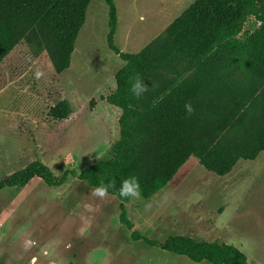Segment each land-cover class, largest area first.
Segmentation results:
<instances>
[{
    "label": "rangeland",
    "instance_id": "1",
    "mask_svg": "<svg viewBox=\"0 0 264 264\" xmlns=\"http://www.w3.org/2000/svg\"><path fill=\"white\" fill-rule=\"evenodd\" d=\"M194 1L115 0L114 43L121 51L139 52L163 36ZM257 27L251 19L245 29ZM108 33L107 3L91 0L68 70L56 74L47 51L24 40L0 65V176L36 159L56 175L79 173L108 154L119 137L120 111L107 96L124 66L108 46ZM198 68L180 57L146 85L161 88ZM244 68L232 63L219 78L208 111L213 123L240 124L256 107L257 85ZM62 98L73 112L59 124L48 111ZM147 111H140L137 125ZM92 189L69 174L60 187L37 179L25 188L1 190L0 264H211L132 240L131 230L120 221L118 198L96 197ZM126 208L134 228L151 238L183 234L218 240L243 251L247 264H264V151L254 160H239L225 176L188 157L168 186L149 197L141 194Z\"/></svg>",
    "mask_w": 264,
    "mask_h": 264
},
{
    "label": "trees",
    "instance_id": "2",
    "mask_svg": "<svg viewBox=\"0 0 264 264\" xmlns=\"http://www.w3.org/2000/svg\"><path fill=\"white\" fill-rule=\"evenodd\" d=\"M109 7V48L124 61L113 78L114 90L107 102L117 108L119 137L106 156L79 173L66 170L56 175L40 160H30L0 176V191L25 188L41 179L50 187L62 186L69 174L95 188L101 180L115 179L108 194L120 201V221L131 230V239L143 241L196 263L247 264L238 247L218 240L196 239L183 234L160 240L135 229L118 194L120 180L139 178L141 194L149 197L168 186L188 157L218 176L230 173L239 160H254L264 151V0H195L164 31L137 53L124 52L114 43L117 28L115 0ZM91 0H0V65L21 42L47 51L56 74L71 66L81 28ZM254 19L258 27L247 31ZM184 57L198 63L197 72L148 90L141 98L130 92L137 74L147 80ZM232 63L256 83L258 103L248 118L236 125H217L208 116L219 78ZM194 112L187 115L184 104ZM148 107L144 122L137 125L140 111ZM73 110L67 98L50 107L48 117L62 124ZM139 117V118H138ZM150 128L149 132L142 129Z\"/></svg>",
    "mask_w": 264,
    "mask_h": 264
},
{
    "label": "clouds",
    "instance_id": "3",
    "mask_svg": "<svg viewBox=\"0 0 264 264\" xmlns=\"http://www.w3.org/2000/svg\"><path fill=\"white\" fill-rule=\"evenodd\" d=\"M39 75L40 73H37V76ZM148 90L149 87L145 84L144 79H142L139 74L131 79L130 92L134 98H141ZM184 110L187 115H191L194 112L191 102H186L184 104ZM115 183V179H109L107 182L101 180L98 186L92 189V195L104 198L108 194L109 189L115 186ZM118 194L122 199H126L130 202H135L141 199V185L139 178L135 175H130L127 178L121 179ZM150 208V203L145 204L146 211ZM27 244L28 242L26 241L25 246H27Z\"/></svg>",
    "mask_w": 264,
    "mask_h": 264
}]
</instances>
